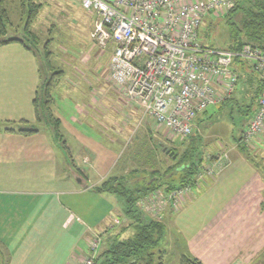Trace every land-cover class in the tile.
Here are the masks:
<instances>
[{
  "label": "crops",
  "instance_id": "obj_1",
  "mask_svg": "<svg viewBox=\"0 0 264 264\" xmlns=\"http://www.w3.org/2000/svg\"><path fill=\"white\" fill-rule=\"evenodd\" d=\"M10 1L7 0V5ZM43 10L42 5L40 13ZM57 10L62 12L59 8ZM89 17V24L93 22L94 27L93 17ZM49 28H52V24ZM49 36L55 37L51 32ZM28 55L0 54V87L6 94L1 93L0 102L4 109L19 108L16 105L20 97H15V94H19L16 88H19L20 79L15 82V78L22 69L32 76L28 87L30 92L35 93L44 85L45 80H42L41 71L36 65L22 63L28 60ZM99 71L93 70L96 78ZM73 74L72 78L78 81L72 83L69 80L64 84L68 90L64 97L70 98L68 94H75L78 86L84 90L87 88L86 92L91 95L98 91L94 76L88 80L82 73ZM256 76L263 89L262 78L258 74ZM262 89L258 88L257 95L260 96ZM55 90L58 91V87ZM90 98L88 94L85 99H70L57 106L53 100V113L61 123L63 143H60V148L54 130L49 129L47 123L42 122L44 128L34 126L39 122L35 108L32 119L19 120L22 124L27 123V127L17 124L12 116L6 119L2 117L0 251L3 256L6 255V262L1 264H84L91 255L89 244L95 238L103 239L106 245L122 231H117L122 225L129 227L122 237L131 236L133 227L128 221L132 220L125 214L124 199L117 194H96L92 191L111 177L124 175L132 185L135 176L143 175L141 182L151 180L150 184L158 183L160 189L157 192L164 197L177 189H170V184H166L169 179L161 182L159 173L149 170L147 161H138V166L131 163L134 167L130 164L126 166L128 169L117 168V147L110 144L102 147L96 135L101 133L100 128L106 130L108 126L113 135H119L121 131L127 130V126L136 123L137 117H126L120 128L117 117L111 116L110 112L106 117H99L100 105ZM258 99L256 97V104ZM28 102L34 105L32 98ZM8 127L35 132H6ZM146 132L149 135L154 133L150 123L147 124ZM88 141L91 145L86 144L88 148H83L85 145L81 142ZM255 141L258 148L252 152L241 149L228 151L229 164L215 178L207 177L199 183L195 182L193 191L178 209L168 204L158 213L160 219L143 210L144 220L153 219L165 224L164 240L168 237V244L173 246L174 241L179 240L181 251L177 264H180L183 255L194 257L202 264H264V130ZM70 142L77 146L74 151ZM152 152H155L156 157L159 154L155 149ZM157 161L161 162L160 159ZM207 163L205 161L200 168ZM71 164L75 171L70 169ZM195 179L197 181L198 178ZM161 183H165L163 187ZM135 186L139 187V184ZM141 187L145 188L143 184ZM117 205L124 215L123 219L113 215ZM54 210L60 213L58 216L64 217V235L60 239H54L57 235L44 223L52 219L50 215L55 214L51 212ZM41 211L42 216L38 213Z\"/></svg>",
  "mask_w": 264,
  "mask_h": 264
},
{
  "label": "rangeland",
  "instance_id": "obj_2",
  "mask_svg": "<svg viewBox=\"0 0 264 264\" xmlns=\"http://www.w3.org/2000/svg\"><path fill=\"white\" fill-rule=\"evenodd\" d=\"M36 2L37 4H42L44 10L43 12L38 13L36 20L32 25L33 29L31 28V31L34 36L32 34L29 35L24 31L30 10L28 1L12 0V2H8L7 8L10 15L11 26L8 29L9 32L7 36L1 38L0 41L19 39L24 42V44L12 43L11 45L1 46L0 54H30L28 55V60L22 63L35 64L38 70L41 71L42 80H45L44 85L41 90H36L38 94L36 92H30L28 87H30L29 83L32 81V76L30 73L22 69L18 77L15 78V82L17 79H20L19 88L14 87L19 89V94H15V97L18 95L20 97L19 103L16 105L19 108L4 109L1 107L2 103L0 102V123H4L2 120L6 119L5 117L12 116L15 118L17 124L27 127V123L22 124L23 122H20L19 120H28L34 117L35 105L28 102V100H31L32 98L34 101L37 100L40 109V116L42 118V120L34 126L38 129L41 127L44 128L45 126L42 122L49 123L44 112L46 105L45 102L47 100V87L45 84L50 81L53 74L58 72L62 74L61 77H58V91L54 90L51 92V97H53L57 103L56 106L59 104L61 105L63 102L67 103L70 99L76 101L79 99H85L89 94L90 97L100 105L99 117H106L108 112H110L111 116L115 115L117 117V121L120 123L118 124V127L120 128L123 127L121 122L126 117H137L135 118V120L137 119L136 123L127 126V130L121 131L119 135H113L108 128L109 126L106 130L100 128V134H98V131L95 132L98 134L96 136L100 139L102 147H105V145L107 146L108 144L117 147V168H126V166H129L131 163L138 166V161H143V163L147 161L149 170L152 169V172L154 173L158 172V176L161 177V182H166V180L169 179L170 181L166 182V184H170L172 188V186H179L181 181L184 180V170L179 166L182 163V159L185 157L191 159V161L188 162L189 164H196L198 168L196 178L202 175L200 180H204L207 177L215 178L218 175L214 172L213 168L221 155L228 154V151L239 149L252 152V150L258 148L255 140L248 144L242 143L243 132L251 122L257 106L256 97L259 82L256 73L247 71L246 73L241 74L234 93L231 94L230 97L228 96L225 101H221L219 105L210 107L206 112L200 114L194 128V133L189 138L181 139L173 136L165 127L158 125L150 116H144L141 108L128 100L125 89L113 84L109 57L111 49L113 50L114 46L109 44L105 49L97 46L91 38L94 30L93 22L92 24H89L90 15L82 10L79 7V4L73 2L69 3L68 0H36ZM57 8H59V10L61 9L63 13L58 11ZM239 20L240 17L238 16L236 21ZM213 21H216L215 26L214 24L211 26V21L207 20L204 27L201 29V42L204 41L208 29H211L212 33L216 35L215 37L219 39L222 38L224 42L228 41L227 38L229 33L227 27L222 25L223 19L220 18ZM50 24H52V28H49ZM50 32L52 33V36L55 37L49 36ZM32 55H35V58L32 57ZM98 69L100 71L97 76L98 78H96V74L93 73V70L97 71ZM73 72L84 74L85 78H88V80L94 76L98 91L91 95L90 92H86L87 88L84 90L82 87L78 86V91H76L75 94H68V97L70 98L64 97L66 91H68L64 84L66 82L68 83L69 80L71 82L78 81V79H73L74 77L72 78V75H75ZM37 75L39 79V74ZM84 85L87 84L84 82ZM4 92L5 90H1L0 87V95L1 93H3L2 95H6ZM12 92L13 91L9 94ZM133 108H137L138 110H133ZM56 118L58 119V117ZM87 121L92 122L91 119H88ZM148 123H150L154 131V133H150V135L146 132ZM48 126L49 129L51 128L55 132L52 125L48 124ZM129 127L130 130L128 129ZM61 133L62 131L60 129V134ZM56 143L60 148L61 142L57 141ZM70 143L71 149L74 151L77 146L73 142ZM81 143L85 145L82 146L83 148H88L86 147V144H88V146L91 145L90 141ZM163 148H167L170 152H173V156L176 153L178 158L174 159L173 156L166 154L163 151ZM152 149L157 150L161 162L157 161L159 160L157 158L158 155L156 157L155 152H152ZM205 161H208L207 165L200 168ZM179 168L180 171H177ZM70 169L75 171L72 164L70 165ZM141 169H143V167ZM166 171L169 173H165ZM141 177H143V175L135 176L132 181L135 185L139 184V187H136L134 184L128 185L125 183L127 180L124 175L117 176L116 178H123L125 181H123V179L120 181L126 184L127 188L130 190L136 191L137 189L142 188V184H145L144 181L141 182ZM164 184L165 183H161L160 186L163 187ZM156 185L159 186L158 183ZM178 188L183 187L179 186L177 189ZM157 191H159V189L143 197L141 199V205L139 202L141 211L143 212V210L147 208V212H149L154 218L156 216L154 214L155 209H153L155 204L152 200L155 195L159 194ZM190 194L191 192L185 193L183 197L178 199V207L173 208L178 209L182 201L188 198ZM149 202H152V204L147 205ZM161 204L163 205L162 202H160V206ZM166 205L163 206V209ZM116 207L117 209L113 215L123 219L124 215L120 212L118 205ZM51 212L55 214L50 215L47 213V215L53 216L52 219H47L44 223L47 224L48 229L53 230V233L57 235L54 239H60L64 235L62 229L64 217L58 216L60 213L56 212V210ZM38 213H41L40 215L42 216L43 211ZM128 222L131 224L133 223V221ZM36 223L40 224L41 222L37 221ZM122 226L125 227L124 225ZM122 226L119 227L117 231L124 229ZM167 242H170L168 237L161 243L156 251L164 252L165 264L170 262L171 264H177L178 254H180L181 251V244L178 239L174 241L173 246ZM103 246L104 240L101 239L99 250ZM89 257L91 258L90 255ZM5 260L6 255L0 256V263L6 262Z\"/></svg>",
  "mask_w": 264,
  "mask_h": 264
},
{
  "label": "built area",
  "instance_id": "obj_3",
  "mask_svg": "<svg viewBox=\"0 0 264 264\" xmlns=\"http://www.w3.org/2000/svg\"><path fill=\"white\" fill-rule=\"evenodd\" d=\"M70 1L93 17L91 38L97 46H114L110 57L113 82L125 89L128 100L139 106L144 116L175 137L189 138L198 116L234 93L237 60L250 64L264 82V50L246 47L228 51L201 42L200 31L207 19L226 17L235 0ZM263 128L264 86L242 143L254 141ZM229 162L227 153L221 155L214 172L218 174ZM201 176L195 182L199 183ZM193 187L175 189L166 197L155 195L152 202L157 219L164 205L177 208L178 199ZM100 241L99 237L91 241V258L84 264H93Z\"/></svg>",
  "mask_w": 264,
  "mask_h": 264
},
{
  "label": "trees",
  "instance_id": "obj_4",
  "mask_svg": "<svg viewBox=\"0 0 264 264\" xmlns=\"http://www.w3.org/2000/svg\"><path fill=\"white\" fill-rule=\"evenodd\" d=\"M29 10V17L25 25L24 31L31 35L32 25L36 20L38 13L42 8L41 4H37L35 0H27ZM240 17L239 21H236L237 17ZM223 19V24L228 29V41H223L222 38L215 37L211 29L206 31L204 41L202 44L208 48L222 49L228 51H240L246 47L254 49L264 50V0H235V6L231 12ZM210 25H216L218 20L214 18L207 19ZM11 26L10 16L7 8V0H0V39L7 36L9 27ZM33 35V34H32ZM34 36V35H33ZM12 43H22L19 39H10L0 41V47L10 45ZM233 71L239 76L247 71L256 73L253 67L243 61L237 60L234 64ZM257 74V73H256ZM61 77V73L53 74V77L47 82V100L45 102L44 112L46 114L49 125H52L55 129L56 139L63 143L62 136L60 134V121L53 113L52 103L54 98L51 97L58 85V77ZM259 90L262 89L261 82L258 84ZM259 94V92H258ZM259 97V95H257ZM36 108L37 119L42 120L40 116V109L37 100L34 101ZM6 132H19L22 134L34 133V130L19 129L16 130L13 127L5 129ZM63 145V144H62ZM176 159L178 158L175 153ZM190 158H183L182 163L179 166L184 170V180L179 184L180 187H184L190 184H194L197 175L196 164H189ZM169 173V172H168ZM123 178L119 179L111 177L100 186L94 188L92 191L96 194L112 193L117 194L124 199L126 204V216L129 217L133 223L130 225L133 227V233L127 238H123V234L126 233L127 228L116 235V237L108 241L98 252L93 264H165L164 252L156 251L161 243L164 241L166 235V226L163 222L153 219H145L142 211L139 207V202L143 197L151 192L160 189L159 186L150 184L147 182L143 184L145 188H139L136 191H132L127 188L126 184L121 182ZM123 181H125L123 179ZM128 183V181H125ZM175 186V187H179ZM172 186L173 189L175 188ZM0 251V256H2ZM2 263V262H1ZM0 263V264H1ZM180 264H202L198 259L189 255L181 257Z\"/></svg>",
  "mask_w": 264,
  "mask_h": 264
},
{
  "label": "water",
  "instance_id": "obj_5",
  "mask_svg": "<svg viewBox=\"0 0 264 264\" xmlns=\"http://www.w3.org/2000/svg\"><path fill=\"white\" fill-rule=\"evenodd\" d=\"M163 151H164L166 154H168V155H170V156H173V152H170L167 148H163ZM173 158L176 159V156H173Z\"/></svg>",
  "mask_w": 264,
  "mask_h": 264
}]
</instances>
